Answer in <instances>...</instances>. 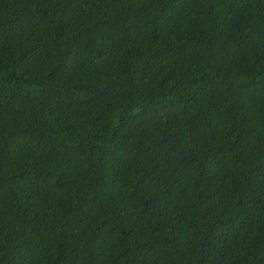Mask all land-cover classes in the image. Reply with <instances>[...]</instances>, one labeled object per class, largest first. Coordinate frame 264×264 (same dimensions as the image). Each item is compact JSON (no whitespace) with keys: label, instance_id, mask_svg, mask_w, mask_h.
I'll return each mask as SVG.
<instances>
[{"label":"trees","instance_id":"trees-1","mask_svg":"<svg viewBox=\"0 0 264 264\" xmlns=\"http://www.w3.org/2000/svg\"><path fill=\"white\" fill-rule=\"evenodd\" d=\"M0 264H264V0H0Z\"/></svg>","mask_w":264,"mask_h":264}]
</instances>
